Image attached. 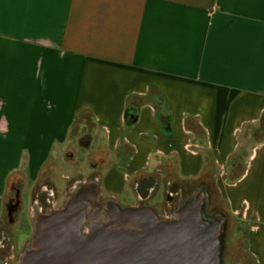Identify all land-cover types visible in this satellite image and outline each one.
Masks as SVG:
<instances>
[{
	"label": "crops",
	"instance_id": "0c3cea01",
	"mask_svg": "<svg viewBox=\"0 0 264 264\" xmlns=\"http://www.w3.org/2000/svg\"><path fill=\"white\" fill-rule=\"evenodd\" d=\"M130 102L140 115L127 128ZM85 114L107 151L103 191L149 180L160 197L198 182L214 211L247 226L250 264H264V137H249L245 172H231L264 116V0H0V220Z\"/></svg>",
	"mask_w": 264,
	"mask_h": 264
},
{
	"label": "water",
	"instance_id": "95a60500",
	"mask_svg": "<svg viewBox=\"0 0 264 264\" xmlns=\"http://www.w3.org/2000/svg\"><path fill=\"white\" fill-rule=\"evenodd\" d=\"M100 201V183L77 184L62 208L34 218L17 264H224L227 219L209 213L206 187L170 219L147 204Z\"/></svg>",
	"mask_w": 264,
	"mask_h": 264
},
{
	"label": "rangeland",
	"instance_id": "374dc122",
	"mask_svg": "<svg viewBox=\"0 0 264 264\" xmlns=\"http://www.w3.org/2000/svg\"><path fill=\"white\" fill-rule=\"evenodd\" d=\"M257 130L250 129L249 133L243 136L242 147L231 163L232 178L242 175L247 167L254 146V142H251L249 137H256ZM101 136L96 135L91 115L85 114L75 124L69 143L44 168L39 181L33 185L28 182L21 184L18 199L21 211L18 217H15V223L9 222L8 206L4 208L0 220V236L9 233L11 244L15 248L14 253L18 258L22 256L33 235L36 210H45L46 213L41 214H48L62 208L77 184L90 181L100 183L102 199L100 202L109 198L119 201L123 207L140 205L139 195L133 185L121 196H112L103 191L102 175L108 165L104 158L107 151L102 149L103 142L99 140ZM178 183L182 193L171 204L167 201V194L172 184L166 186L160 197L154 193L146 204L154 207L161 217L173 216L179 202L200 188V184L192 180L179 179ZM45 189L52 191L53 194L49 197ZM48 198L51 200L50 204L46 203ZM212 212H214L213 206L211 207L209 202V213ZM247 232L246 225L227 221L224 264H250V261L246 259Z\"/></svg>",
	"mask_w": 264,
	"mask_h": 264
},
{
	"label": "flooded vegetation",
	"instance_id": "af4514ba",
	"mask_svg": "<svg viewBox=\"0 0 264 264\" xmlns=\"http://www.w3.org/2000/svg\"><path fill=\"white\" fill-rule=\"evenodd\" d=\"M154 182L153 181H142L138 184L136 187V191L139 195L140 199V205L146 204L152 197V189L154 192ZM46 193L49 195H52V191L45 190ZM20 188L15 187V191L12 193V196L10 198L9 204H8V219L10 223H15L16 219L15 217H18L19 212L21 211V206L18 203V199L20 197ZM182 190L177 189L174 185H172L169 188L168 194H167V201L168 203H172L176 197L181 195ZM50 197V196H49ZM109 198L103 200L106 201ZM102 201V199H101ZM46 203L50 204L51 200L48 198L46 200ZM123 207V206H122ZM37 215L41 213H46L45 210L39 211L36 210ZM172 216H163L164 219H170ZM15 248L11 244V239L9 238V233H5L2 236H0V264H17V262L20 260L21 256L18 258L17 255L14 253Z\"/></svg>",
	"mask_w": 264,
	"mask_h": 264
},
{
	"label": "trees",
	"instance_id": "16d2710c",
	"mask_svg": "<svg viewBox=\"0 0 264 264\" xmlns=\"http://www.w3.org/2000/svg\"><path fill=\"white\" fill-rule=\"evenodd\" d=\"M150 101L155 109L157 120L162 124L167 134L171 133L172 132V115H171V112L169 110V107L163 95L161 94L158 88L153 87L151 89ZM139 115H140V104L137 102H130L125 111L126 127L128 128L136 124L139 120ZM256 134H257L256 138L264 137V116L261 120V126L257 130ZM240 176L237 178H233V181L238 180Z\"/></svg>",
	"mask_w": 264,
	"mask_h": 264
}]
</instances>
